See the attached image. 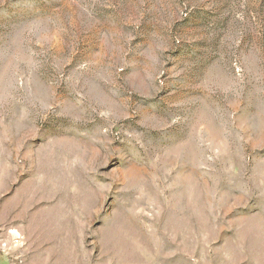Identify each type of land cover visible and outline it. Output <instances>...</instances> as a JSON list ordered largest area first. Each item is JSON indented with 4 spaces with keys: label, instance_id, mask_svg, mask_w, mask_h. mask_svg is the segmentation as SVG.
Here are the masks:
<instances>
[{
    "label": "rangeland",
    "instance_id": "obj_1",
    "mask_svg": "<svg viewBox=\"0 0 264 264\" xmlns=\"http://www.w3.org/2000/svg\"><path fill=\"white\" fill-rule=\"evenodd\" d=\"M0 264H264V0H0Z\"/></svg>",
    "mask_w": 264,
    "mask_h": 264
}]
</instances>
